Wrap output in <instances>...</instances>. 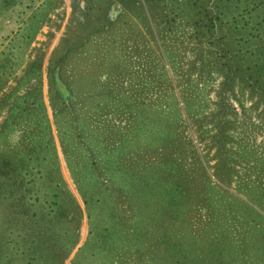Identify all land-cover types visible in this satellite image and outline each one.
<instances>
[{"label":"trees","instance_id":"trees-1","mask_svg":"<svg viewBox=\"0 0 264 264\" xmlns=\"http://www.w3.org/2000/svg\"><path fill=\"white\" fill-rule=\"evenodd\" d=\"M92 2L95 5V1ZM105 3L106 23L111 22L114 16L137 14L145 27L144 33L149 35L158 53L152 72L147 65V55L141 53L142 49L137 42L138 33H143L131 27L122 29V38L131 41L130 49L126 50L124 45L121 48L124 54L128 52V61L123 62L120 75L125 80H130L133 75L127 63H130L132 55H137L136 62L143 65L141 83L157 82L158 73L155 70L164 69L162 56L168 57L167 49H162L161 45L164 43L160 41L165 36V31L171 29L177 20L184 26V39L196 44L195 58L201 60L205 56L208 63L209 55L215 59L216 66L213 67L221 75V92L232 93L230 91L234 85H243L257 100L264 102V0H106ZM104 21H100V25ZM108 27L110 26L105 24L103 30ZM88 30L86 35L92 34V29ZM94 31L96 26H93ZM87 37L84 36L76 46H71L66 37L62 38L50 51L44 71L47 104L73 190L58 163L57 151L50 134L42 97L41 55L35 56L24 72L27 80L35 79L33 85H27L23 93L15 97L20 98V102L13 98L9 103L11 114L20 107L21 111L30 116L31 106H36L38 118L27 127L34 131L38 126L39 140L44 138L49 151L44 152L40 160H49L52 166L34 168L28 165L30 160L36 159L34 155L28 154L29 151L14 155L16 159L3 160L0 157V264H61L78 240L83 212L87 235L78 246L70 264L79 258L81 252L83 255L84 246L90 242L93 243L95 252H105V260L114 262L110 264H119L121 260L129 258H132L131 264H141L142 255L146 257V254L165 264H223L221 253L225 251L232 253L228 255V259L231 258L230 262L233 263L235 259L242 260L243 252L248 250V243L254 251L264 244L259 238L260 242L252 239L254 231L257 232L264 223V215L257 207L219 186L218 189L227 192L233 203L243 202L248 210L262 220L261 223L257 217L252 216L240 220L236 215H230L226 222L227 219L224 220L223 217L225 218L227 208L233 210V207H229V202L214 196L213 188L208 190L202 186L199 190L192 189L187 184L177 185L175 174L166 171L167 159H159L155 163L144 158L141 152L144 153L146 146L143 144L137 145V152L125 151L117 153L115 159L111 160L109 157L108 161L104 160V163H108L105 168L118 179L115 191L111 189L113 184L108 187L105 180L99 179L100 170L92 166L89 153L76 147L81 144L79 140L85 131H89V136L99 131L97 112L105 111L111 105L110 100L127 107L132 103L129 100L132 96L125 93L126 90L113 93V87H106L107 83L113 82L114 76L111 80L110 77L103 80L104 74L97 77L98 65H104L102 58L100 63L89 62L82 69L76 68L73 74L66 67L68 56L74 52L75 47L80 48ZM96 58L99 59L97 56ZM164 71L166 72L165 69ZM86 80L101 88L95 91L82 89ZM166 80L170 87L169 96L173 97V80L169 76ZM76 81L79 83L74 85ZM116 81L118 83L122 80ZM162 115H158L157 119L169 134L170 127ZM6 121L5 118L1 125ZM139 130V127L135 128L134 133L138 134ZM167 134L163 132L160 142L155 146L150 145V149L168 147ZM219 134L221 145L225 135L220 131ZM117 139L114 140L115 143L122 141L126 145L127 138ZM100 141L103 139L98 142ZM23 143L28 148L35 145L34 141ZM85 162L88 165H84ZM221 173L220 171L217 175L223 182ZM125 178L129 184H125ZM116 195L119 200L115 198ZM194 199L199 202L193 203ZM119 201L126 203L125 208L119 206ZM195 205L210 213L200 223L190 218ZM124 211L128 212L127 217L131 219L127 232L117 229L114 221L104 224V217L109 213L112 212L113 218L117 219L116 215L120 213L122 217ZM212 213L214 216H210ZM242 221L248 229H243V236L237 235L235 240L230 230ZM109 226L112 227L109 230L112 232L113 229L116 235L111 239L105 238V241V233L110 232ZM213 228L218 229L215 235ZM132 245H135L133 251L130 250ZM111 256L119 260H112Z\"/></svg>","mask_w":264,"mask_h":264},{"label":"rangeland","instance_id":"rangeland-1","mask_svg":"<svg viewBox=\"0 0 264 264\" xmlns=\"http://www.w3.org/2000/svg\"><path fill=\"white\" fill-rule=\"evenodd\" d=\"M93 1L95 5H92V0H0V157L3 160L16 159L15 156L29 151L28 154L34 155L36 159L30 160L28 165L34 168H41L42 165L47 168L52 166L49 160H40L41 155L44 152L47 153L48 145L44 138L39 140L38 126L34 131L28 130L27 127L38 118L39 111L36 106H31L30 116L21 111L20 107L13 114L9 113L11 100L20 96L27 85L32 86L35 82L34 78L27 80L24 72L28 63L35 56L41 55L42 97L50 124V134L57 151L58 163L73 190L47 104L44 71L50 51L62 38L66 37L71 46H76V43L84 39V36L85 38L88 36L85 45L82 44L80 48L75 47L74 52L68 56L66 67L73 74L76 68L82 69L83 66H88L89 62L100 63L102 58L104 65H98L97 77L104 74L103 80L107 77L111 80L114 76L113 82L107 83L106 87H113V93L117 90L119 93L126 90L124 92L132 96L129 98L132 103L127 107H122L110 100L111 105L105 111L97 112L99 120L97 129L100 132L96 131V134L89 136V131H85L82 139L79 140L81 144L76 147L89 153L92 166L100 170L99 179L105 180L108 187L113 184L111 189L115 191L116 184L119 183L118 179L105 168L108 163H104V160L108 161L109 157L111 160L115 159V156L125 151L137 152L139 149L137 145L143 144L146 146L144 153L141 152L144 158L147 157L149 161L155 163L159 159H167L166 171L175 174L177 185L187 184L192 189L199 190L202 186L208 190L213 188L214 196L229 202V207H233V210L227 208L225 218L223 217L224 220L227 219L226 222L230 215H236L240 220L250 216L257 217L262 223V220L248 210L243 202L233 203V199L227 192L218 188L220 186L236 194L241 200L252 203L264 215V102L257 100L255 95H251L243 85H234L233 90L230 91L232 93L221 92V75L216 73L213 67V65L216 66L215 59L209 55L208 63L205 56L201 60L195 58L196 44L184 39L182 36L184 26L176 22L177 20L170 27L171 29L165 31L163 39H160V42L164 43L161 45L162 49L166 47L168 52V57L162 56L163 68L166 72L164 69L156 68L157 82L143 84L140 75L143 65L136 62L137 55H132L129 59L130 63L127 64L133 75L130 80H125V77L120 75L123 62L128 61V52L124 54L121 48L124 45L126 50L130 49L131 41L122 38L120 32L122 29L127 30L131 27L143 33L142 35L138 33L137 42L142 49L141 53L147 55V65L151 70L156 64L155 57L158 58L157 50L149 39V35L144 33L145 27L137 14L114 16L111 22L106 23L104 21V12L107 10L106 0ZM100 21H104L103 25H100ZM105 24L110 27L103 30ZM93 26H96L94 32ZM88 29H92V34L86 35ZM167 76L173 80V97L169 96L170 87L166 80ZM117 79L122 81L116 83ZM88 81L86 80L83 84L85 87L81 86L82 89L95 91L101 88L94 82L88 83ZM77 83L79 82H74V85ZM15 101L21 100L15 98ZM36 111L37 115H35ZM158 115L166 118L170 127L169 134L157 119ZM5 118L6 123L1 125ZM137 127L140 130L138 134H135ZM219 131L225 135L221 145H219L221 141L218 140ZM163 132L169 136L168 147L150 149V145L155 146L160 142L159 138L164 136ZM23 133L25 136H22ZM119 137L127 138L126 145L122 141L115 143L114 140H118ZM100 139L103 141L98 142ZM33 141L35 142L33 148L23 145V142L29 144ZM110 144L113 145L110 146ZM84 165H88V162ZM220 171L224 178L223 182L217 175ZM108 175L110 177H107ZM201 180L203 182H200ZM124 182L129 184L127 178ZM202 183L204 185H201ZM115 198L120 199L117 195ZM78 202L82 207L79 199ZM195 202H199L198 199H194L193 203ZM118 204L122 208L126 206L125 202L119 201ZM192 209L190 218L197 223L202 222L210 214L196 205ZM111 213L104 217V224L114 221L113 224L117 229L127 232L131 221L127 217L128 212L124 211L122 217L119 213L116 215L117 219H114ZM261 226L257 232H252V239H255V242H264V223ZM110 228L112 227L109 226L108 230ZM246 228V223L242 221L236 223V227L231 228L230 231L237 240V235L243 236L242 230ZM87 231L86 217L83 212L78 240L61 264H70ZM213 231L215 235L218 229L213 228ZM113 233V229L112 232L105 233L104 240L116 235ZM134 247L135 245H132L130 250L133 251ZM247 248L248 250L243 252L242 260L235 259L233 263L230 262L231 258L228 259V255L232 253L225 251L221 253L223 261H220L223 264H264V244L258 246L255 251L250 249L249 243ZM160 256L162 258V254ZM105 257L106 253L95 252L94 245L90 242L84 246L83 255L81 252L79 258L72 264L114 263L111 260H105ZM142 257L141 264H165L159 259L149 258L147 254L146 257L143 255ZM111 258L119 260L114 256ZM131 259L121 260L119 264H131Z\"/></svg>","mask_w":264,"mask_h":264}]
</instances>
